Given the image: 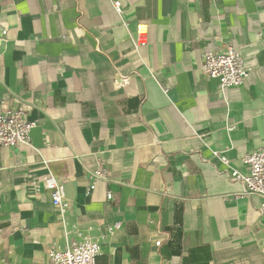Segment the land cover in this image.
Wrapping results in <instances>:
<instances>
[{"label":"crops","instance_id":"0c3cea01","mask_svg":"<svg viewBox=\"0 0 264 264\" xmlns=\"http://www.w3.org/2000/svg\"><path fill=\"white\" fill-rule=\"evenodd\" d=\"M121 1L0 0V107L35 123L0 147V264H51L76 231L103 238L96 264H264L260 199L229 177L264 148V0ZM226 45L250 72L222 89L200 67Z\"/></svg>","mask_w":264,"mask_h":264},{"label":"built area","instance_id":"2783aa9c","mask_svg":"<svg viewBox=\"0 0 264 264\" xmlns=\"http://www.w3.org/2000/svg\"><path fill=\"white\" fill-rule=\"evenodd\" d=\"M115 11L120 12L121 0H110ZM7 30L0 28V43L6 39ZM147 42L145 25L137 24L133 34V46L139 47ZM202 74L210 79H218L222 89L241 86L249 76V68L244 65L238 50L226 45L219 50H205L202 53ZM35 123L29 121L21 109L0 107V147L28 146ZM222 162L226 163L223 153H214ZM243 163L249 166V172L244 173L231 169L229 177L238 181L246 195H256L260 199L259 214L264 218V148L254 149L243 157ZM90 184L87 193L95 188L97 180L107 178V169L103 161L98 160L97 166L89 174ZM43 184L48 191L54 207L59 211L61 223L66 225L64 214L69 209L64 194L63 183L51 174L43 178ZM107 199L111 193L106 194ZM117 225H115L116 227ZM111 229H109V232ZM78 239L70 241L63 248L52 245L48 251L51 264H96V256L100 253L101 239L84 235L76 231ZM264 246V242H263Z\"/></svg>","mask_w":264,"mask_h":264}]
</instances>
